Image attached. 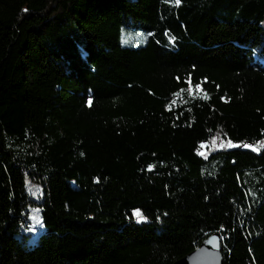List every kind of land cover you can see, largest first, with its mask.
Listing matches in <instances>:
<instances>
[{
    "label": "trees",
    "instance_id": "obj_1",
    "mask_svg": "<svg viewBox=\"0 0 264 264\" xmlns=\"http://www.w3.org/2000/svg\"><path fill=\"white\" fill-rule=\"evenodd\" d=\"M216 232L264 264V0H0V264H172Z\"/></svg>",
    "mask_w": 264,
    "mask_h": 264
},
{
    "label": "rangeland",
    "instance_id": "obj_2",
    "mask_svg": "<svg viewBox=\"0 0 264 264\" xmlns=\"http://www.w3.org/2000/svg\"><path fill=\"white\" fill-rule=\"evenodd\" d=\"M122 39L124 44H129L137 48L146 41V36L140 32L124 31ZM244 147L247 149L251 148L247 145ZM25 190L34 203V206L28 210V226L27 229L22 230V232L26 235L27 242L34 244L36 236L41 232L39 204L42 202V189L37 185L27 182Z\"/></svg>",
    "mask_w": 264,
    "mask_h": 264
},
{
    "label": "water",
    "instance_id": "obj_3",
    "mask_svg": "<svg viewBox=\"0 0 264 264\" xmlns=\"http://www.w3.org/2000/svg\"><path fill=\"white\" fill-rule=\"evenodd\" d=\"M172 264H222L220 233L208 236L192 252Z\"/></svg>",
    "mask_w": 264,
    "mask_h": 264
},
{
    "label": "snow or ice",
    "instance_id": "obj_4",
    "mask_svg": "<svg viewBox=\"0 0 264 264\" xmlns=\"http://www.w3.org/2000/svg\"><path fill=\"white\" fill-rule=\"evenodd\" d=\"M176 3L177 4H179L180 3V0H176ZM189 83L191 84V82L189 81ZM197 87H198V85H197ZM137 215H139L140 213H139V211H137V213H136Z\"/></svg>",
    "mask_w": 264,
    "mask_h": 264
}]
</instances>
